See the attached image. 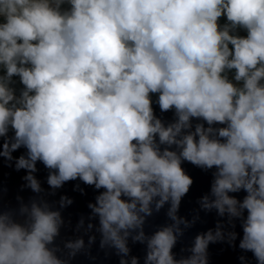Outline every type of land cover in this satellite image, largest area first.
Returning a JSON list of instances; mask_svg holds the SVG:
<instances>
[{
	"label": "clouds",
	"instance_id": "9594fccd",
	"mask_svg": "<svg viewBox=\"0 0 264 264\" xmlns=\"http://www.w3.org/2000/svg\"><path fill=\"white\" fill-rule=\"evenodd\" d=\"M152 94L174 123L154 115ZM193 118L203 123L184 131ZM0 138L8 160L27 149L16 167L29 170L34 192L37 161L53 188L79 178L103 189L89 205L101 246L127 256L135 232L133 241L147 240L144 264H207L219 229L197 235L187 258L172 248L193 183L181 161L215 167L214 199L203 207L246 210L239 247L264 264V0H0ZM240 190L242 201L228 194ZM153 202L157 211L170 202L174 224L148 238ZM20 213L23 223L0 211V264H66L50 247L59 212L34 202ZM65 247L74 255L83 240Z\"/></svg>",
	"mask_w": 264,
	"mask_h": 264
},
{
	"label": "water",
	"instance_id": "95a60500",
	"mask_svg": "<svg viewBox=\"0 0 264 264\" xmlns=\"http://www.w3.org/2000/svg\"><path fill=\"white\" fill-rule=\"evenodd\" d=\"M152 101L154 115L161 120L162 124L167 126L175 122L174 110L162 112L156 103V94H152ZM198 122L203 123L193 118L191 129L184 131H194ZM222 126L214 125V127ZM13 135L14 132L10 129L7 139L11 141ZM3 139L5 138H0V140ZM161 147L164 146L161 145ZM172 149L179 152L174 145ZM11 156V160L0 156V211L11 212L13 218L21 223L26 218V214L20 213L21 207L30 208L34 202L38 205L47 204L49 210L58 211L63 223L60 225L59 234L54 238V244L50 247L57 249L56 255L66 261V264H121V259L130 264L134 257L137 258L138 264H144L148 251L147 240L143 243L133 241L132 235H135V232L127 239L129 248L127 256L118 253L114 247L109 245L101 246L102 234L99 231V217L93 213L89 205L96 204V198L104 191L103 189L87 185L79 178L66 181L60 187L53 188L47 183L50 170L41 161H37L36 171L31 175L38 181L41 191L34 192L26 179L29 170L16 167L18 158L27 156V149L21 146L12 151ZM181 167L192 178L193 183L188 192L181 197L175 213L178 219L187 222V226L183 222L178 225L180 233L172 248L173 258L179 260L189 257L197 235L208 232L215 235L219 229L221 238L208 243L207 264H257L252 252L239 247L240 240L243 238L242 225L246 210L242 217H230L227 212L220 215L215 207L210 209L203 207L204 197L207 196L209 201L214 199L211 189L215 180V167L205 169L185 160L181 161ZM228 194L238 201H242L246 195L243 190ZM62 200L65 201L63 204ZM67 201L71 202L67 203ZM150 207L152 214L145 216L143 224L144 234L148 238L163 227L174 224L168 216L170 202H166L158 211L154 207V202ZM89 224L92 225L91 228L88 227ZM232 233H235V239H231ZM90 237L93 238L91 243ZM77 239L83 240V247L74 255H70L72 250L65 245ZM241 257L244 259L242 260Z\"/></svg>",
	"mask_w": 264,
	"mask_h": 264
},
{
	"label": "rangeland",
	"instance_id": "374dc122",
	"mask_svg": "<svg viewBox=\"0 0 264 264\" xmlns=\"http://www.w3.org/2000/svg\"><path fill=\"white\" fill-rule=\"evenodd\" d=\"M221 21H225L224 18H221ZM223 25V24H222ZM241 35H244L245 33L243 31L240 32ZM231 47V46H230ZM15 86V85H14ZM23 86L20 85V86H15V89H16V92H17V95H19V92L21 90Z\"/></svg>",
	"mask_w": 264,
	"mask_h": 264
},
{
	"label": "trees",
	"instance_id": "16d2710c",
	"mask_svg": "<svg viewBox=\"0 0 264 264\" xmlns=\"http://www.w3.org/2000/svg\"><path fill=\"white\" fill-rule=\"evenodd\" d=\"M224 22H225V21H220L221 25H222ZM229 75H230V77H231L232 73H230ZM13 79H14V81H15V86H20V85H21V84H19V80H18V78L14 77Z\"/></svg>",
	"mask_w": 264,
	"mask_h": 264
}]
</instances>
